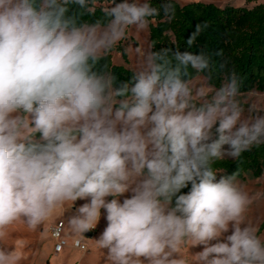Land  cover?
<instances>
[{
    "label": "clouds",
    "instance_id": "1",
    "mask_svg": "<svg viewBox=\"0 0 264 264\" xmlns=\"http://www.w3.org/2000/svg\"><path fill=\"white\" fill-rule=\"evenodd\" d=\"M98 7L106 22H80ZM157 15L147 0H0V240L90 198L67 223L84 236L103 208L96 242L110 264H264V238L245 223L259 194L214 168L264 145V111L245 114L239 77L219 88L185 79L189 66L210 68L203 51H148L119 87L97 69ZM187 245L202 246L194 261ZM19 259L0 248V264Z\"/></svg>",
    "mask_w": 264,
    "mask_h": 264
},
{
    "label": "trees",
    "instance_id": "2",
    "mask_svg": "<svg viewBox=\"0 0 264 264\" xmlns=\"http://www.w3.org/2000/svg\"><path fill=\"white\" fill-rule=\"evenodd\" d=\"M147 2L159 10L155 22L149 25L151 51L167 49L170 57L176 51L197 54L203 51L211 57L208 70L197 74L196 70L189 66L185 79L203 76L210 85L219 88L235 73L241 81L240 92H264V2L252 7L220 6L203 1L184 4L176 0ZM166 7L169 8L167 14ZM71 9L79 12L75 5L71 6ZM106 20L99 7L95 14L85 13L80 17V22L89 24ZM197 25H201L202 31L196 37L195 43L189 46L188 39L196 32ZM122 55L127 60L126 53L123 52ZM104 65L108 66L107 70L115 77L116 87H119L121 82L131 80L135 73L124 64L115 63L111 54L99 62L97 69H103ZM214 168L218 170L217 179L222 172L227 176L238 174L239 179H244L246 175L259 177L264 172V145L253 147L250 151L242 153L239 158L225 157L216 162ZM189 188L182 189V193H187ZM263 229L264 221L258 229V234Z\"/></svg>",
    "mask_w": 264,
    "mask_h": 264
},
{
    "label": "rangeland",
    "instance_id": "3",
    "mask_svg": "<svg viewBox=\"0 0 264 264\" xmlns=\"http://www.w3.org/2000/svg\"><path fill=\"white\" fill-rule=\"evenodd\" d=\"M180 4H184L190 1H203L213 2L217 5H234V6H246L252 7L264 0L247 1V0H176ZM132 2V0H129ZM140 3L146 2V0H139ZM148 51H151L150 33L147 31L137 32L133 27L126 40L122 41L119 46L111 53L112 59L117 64H124L131 68L135 72L138 70L140 61L143 55ZM125 52L127 60L124 59L122 53ZM196 80L205 79L203 76L195 77ZM194 83L196 81L194 80ZM217 88V87H215ZM242 104L245 107V114L247 115V108L249 105H255L260 111H264V92L257 90H250L241 92L239 97ZM264 114V113H262ZM226 158H232L225 156ZM220 176H227L225 173H220ZM238 179V182L244 187L245 191H248L252 195H256V199L248 209L246 214V224H250L259 229L261 223L264 221V172L259 177H253L246 175L244 179ZM131 192H126L119 197V200L123 202L124 198H130ZM113 197L109 196L106 200L110 201ZM90 198L76 200L72 207L65 205L63 210L57 209L53 216L44 224L39 226L35 231L30 230L26 224L21 221H17L8 226L6 236L0 240V248L5 249L8 252L15 251V254L20 257L17 264H110V261L106 259L107 249H101L96 240L99 239L103 230L107 226L106 211L102 208L100 219L97 225L92 229L93 235L78 236L71 232L68 226V220L78 214V209L85 203H88ZM63 220L65 222V231L70 233L72 238H83L87 243L89 251L84 253L82 250L73 247L71 244L65 247L60 253L54 251L55 240L53 239L50 228L57 221ZM244 225H242L243 227ZM231 234V226L227 233H224L221 240ZM264 238V229L259 234ZM72 239H70L71 241ZM212 243H215L213 241ZM202 251V246H183L181 252L183 258L188 261H194L197 253Z\"/></svg>",
    "mask_w": 264,
    "mask_h": 264
},
{
    "label": "built area",
    "instance_id": "4",
    "mask_svg": "<svg viewBox=\"0 0 264 264\" xmlns=\"http://www.w3.org/2000/svg\"><path fill=\"white\" fill-rule=\"evenodd\" d=\"M50 232L53 239L55 240L54 251L56 253L63 251V249L69 246V244L77 249L82 250L84 253L89 251L88 245L83 238L76 237L72 238L70 241V235L65 231V222L63 220H59L53 224L50 228ZM77 241H79V244Z\"/></svg>",
    "mask_w": 264,
    "mask_h": 264
},
{
    "label": "water",
    "instance_id": "5",
    "mask_svg": "<svg viewBox=\"0 0 264 264\" xmlns=\"http://www.w3.org/2000/svg\"><path fill=\"white\" fill-rule=\"evenodd\" d=\"M92 235H93V233H92L91 230L88 231V232H86V233H84V236H87V237H90V236H92Z\"/></svg>",
    "mask_w": 264,
    "mask_h": 264
},
{
    "label": "crops",
    "instance_id": "6",
    "mask_svg": "<svg viewBox=\"0 0 264 264\" xmlns=\"http://www.w3.org/2000/svg\"><path fill=\"white\" fill-rule=\"evenodd\" d=\"M69 235H70V233H69ZM70 239H72L71 235H70Z\"/></svg>",
    "mask_w": 264,
    "mask_h": 264
}]
</instances>
